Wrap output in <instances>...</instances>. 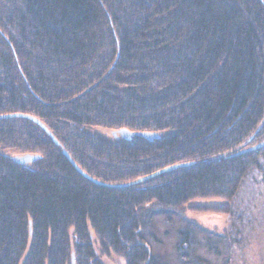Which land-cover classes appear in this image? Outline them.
<instances>
[{
    "label": "trees",
    "instance_id": "obj_1",
    "mask_svg": "<svg viewBox=\"0 0 264 264\" xmlns=\"http://www.w3.org/2000/svg\"><path fill=\"white\" fill-rule=\"evenodd\" d=\"M11 112L59 144L29 119H0V264H155L144 217L209 196L230 212L264 167V146L231 156L264 140V0H0V114ZM62 149L108 183L195 164L107 188Z\"/></svg>",
    "mask_w": 264,
    "mask_h": 264
},
{
    "label": "rangeland",
    "instance_id": "obj_2",
    "mask_svg": "<svg viewBox=\"0 0 264 264\" xmlns=\"http://www.w3.org/2000/svg\"><path fill=\"white\" fill-rule=\"evenodd\" d=\"M93 130L112 137L109 129ZM222 204L218 197H197L184 210L144 217L143 239L155 264H192L193 255L210 264H264V167L248 175L230 212L220 210ZM185 234L189 240L179 248ZM101 259L104 264H124L115 254Z\"/></svg>",
    "mask_w": 264,
    "mask_h": 264
},
{
    "label": "water",
    "instance_id": "obj_3",
    "mask_svg": "<svg viewBox=\"0 0 264 264\" xmlns=\"http://www.w3.org/2000/svg\"><path fill=\"white\" fill-rule=\"evenodd\" d=\"M4 118H25V119H29L31 121H33L35 124H37L41 129H43L50 137L51 139L54 141V143L56 145L59 144L58 140L52 135V133L50 132V130L46 127V125L37 117L28 114V113H22V112H11V113H4V114H0V119H4ZM111 135L114 138H122L124 140H130L132 137L134 136H140V137H144L148 140H152L154 138H158L159 134L157 132H152V131H133V130H129L127 128H119L116 130H112L111 131ZM251 137L249 138L250 141ZM264 146V140L259 141L257 143H254L250 146H246L242 149H239L237 151H235L234 153L231 154V156H235V155H240V154H244L247 152H251L253 150H256L260 147ZM62 153L63 155L67 158V160L70 162V164L74 167V169L80 174L82 175L84 178H86L87 180H89L90 182L97 184L99 186H103V187H107V188H123V187H129V186H133L142 182H145L147 180H150L162 173L165 172H169L181 167H185V166H190L195 164V161H183V162H179V163H174L171 165H167L165 167H162L158 170H155L149 174L140 176L134 180H130V181H126V182H121V183H108V182H104V181H100L94 177H92L91 175H89L88 173H86L84 170H82L77 164L76 162L72 159V157L70 156V154L65 150L62 149ZM38 155H34L31 153H25V154H21L18 156H15L14 159L16 162L21 163V164H26L29 162L34 161L37 158ZM71 264H75L74 261V255L72 254L71 257Z\"/></svg>",
    "mask_w": 264,
    "mask_h": 264
}]
</instances>
